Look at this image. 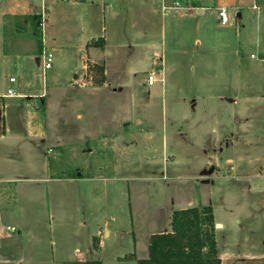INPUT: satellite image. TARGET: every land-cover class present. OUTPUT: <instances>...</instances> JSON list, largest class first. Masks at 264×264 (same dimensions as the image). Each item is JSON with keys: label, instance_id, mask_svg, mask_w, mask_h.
Instances as JSON below:
<instances>
[{"label": "crops", "instance_id": "0c3cea01", "mask_svg": "<svg viewBox=\"0 0 264 264\" xmlns=\"http://www.w3.org/2000/svg\"><path fill=\"white\" fill-rule=\"evenodd\" d=\"M164 1L167 4H172L174 1H178L180 4L190 2L192 7L186 11L177 8L176 12L168 15L169 47L162 44L163 53L169 52L170 61L174 59L173 65L177 66L178 62L180 65L181 56L183 57L184 54L188 53L186 45L190 42L198 48H203L204 52L221 53L220 50L224 52L223 55L218 54V57L228 61V72L233 77V87L232 93L221 94L219 98L225 100V104L231 103L235 107L233 118L235 117L234 121L238 127L236 132L230 133V144L233 145L232 140L237 143L245 142V137L248 134L246 132L249 131L250 125L256 119L257 108L264 106V82L260 86V84L254 85L251 81V77L259 73L264 77V65L262 64L264 61L249 56V63L246 65L248 68L244 71L246 78L240 80L241 60H243L242 64H245V59L240 56L239 48L241 44H245L247 41H254L256 49L260 47L261 40H257V37L261 32L264 34V0ZM33 2V0H0V59L3 57L7 60L14 55L18 56L21 61L20 80L16 87L10 85L17 82L16 77L13 81L9 80L13 76L12 74L8 76L9 81L5 85L6 90L11 87L17 95H7L6 90H0V140H6L7 145H9L5 149L7 153L4 154V160H2L4 163L3 165L0 164V264H38L52 258H57L56 260L61 263L99 260L102 257L101 236L102 234H109V229L104 225L106 221L105 218H102L101 210L110 209L111 189L114 187L117 189L122 185L121 189L125 185L123 182L127 180L126 176L121 175L127 154L119 153L123 152L125 148H131L138 140H147L148 142L159 140L160 144L157 148L154 147V151L156 155L162 156L163 161H168L172 157L169 155L171 154L169 148L174 145L169 144L167 131L159 125L154 126L149 131L131 129V136L126 140L121 134V130L125 131L122 127L126 128L130 124V118L120 117L115 120V125H112L109 113V115L101 117V121L98 123L93 122L96 121L97 116L100 117L99 114L96 116L97 111L100 113L99 108H108L111 112L110 95L118 91V88L111 87L106 80L109 34L106 33L104 25V13L108 5L103 0H44L45 45L54 48V52L59 58L60 69L67 60L74 61V64L70 66L68 74L65 73L64 82H60L57 74L53 76L54 81L49 87L45 86L40 90L25 89L23 79L30 68L27 66V62L29 63L27 60L33 53L36 54L38 60L39 52L36 51L34 37L27 41L31 45L30 50H24L22 53L18 50L17 43L19 44L20 41L14 32V23L5 20L4 15H16L15 10L21 11L22 14L19 16L26 13L38 14L41 0H38V6L34 5ZM129 2L139 5L146 3L148 7L152 4V0H129ZM219 8H224L228 17V22L225 25L219 22ZM99 12L101 15H98ZM99 17L100 24H98ZM61 18L67 20L74 18L76 22L71 26L60 25L57 21ZM165 21L166 19L162 17L161 30L164 35ZM71 29L72 31H70ZM74 32L76 35L73 34ZM99 38L101 41L100 44H97L96 40ZM5 44H7L6 47ZM219 46L222 47L218 48ZM258 51L250 50L249 54ZM261 54L264 55V52ZM89 63L101 67V82L91 83L87 77ZM163 63L166 64L165 60H161L160 63L162 70ZM172 85V91H177L176 86L173 83ZM259 86L260 89H258ZM178 91L182 92L181 90ZM182 93H176L172 96L187 100L190 106H195L199 98L205 99L203 93L196 92L197 94L194 95H191V91L190 93ZM92 95H94L93 98L96 97L93 101ZM21 98L26 99V101H21ZM145 98H148V95ZM175 103L179 102L175 101ZM130 106H133L132 101H130ZM69 108H72L73 111L67 110ZM69 113L74 115V119L77 121L74 125L67 119L66 115ZM258 119L259 124H264V116ZM106 124L112 125L111 132ZM240 124L244 126V135L239 134ZM119 128L121 129L119 130ZM64 131L70 133L69 136L73 140L64 142ZM257 136L258 138H254L256 140L253 139L254 142L260 141L259 143L264 145V134ZM93 139L103 141L104 146L108 148H114L116 156L115 159L113 158V163L109 166L96 164L94 167L90 166L91 164H83L82 170L90 171L89 169H92L91 173L87 174H81L80 170H77L73 176H54L51 173L49 155L53 150L65 149L72 155H79L78 147L80 144L85 141H93ZM224 140L227 139L222 136L206 145L203 144L201 147L206 155V160L200 174L195 177L204 182L207 188L206 193L210 198L176 205L171 208L170 214L175 209L210 205L214 220L216 251L220 264H264V146L255 152L248 148V158L245 156L248 165L241 166L237 165L234 159V155L238 154L239 150L237 153L232 151V156L222 154ZM248 143L249 139L245 145ZM245 151L246 148H243V152ZM92 152L93 147L89 149V156L93 154ZM21 155L25 156L22 161L23 166H14L17 162L16 158H20ZM165 164L167 165V163L162 162V171L152 176L153 178H180V174L176 171L177 166L171 167L172 174L163 173ZM110 170L111 173L107 174ZM4 172L5 174H3ZM112 178H119L120 180H113ZM230 178L238 184V191L242 189L246 194L259 193L260 204L258 206H261L263 229L258 239L253 238L256 237L253 233L256 229L254 223L257 214L255 210L257 200L254 195L247 198L244 196L241 199L238 197V192L235 196L228 192L218 202L212 200L213 191L218 189V193L224 185L222 180ZM50 182L76 186L78 195H75L77 199L74 201V205L81 206L80 211H76V213L71 208V215L64 212L65 214L57 216L55 223L60 221L63 226H67L72 222V218L77 219L83 215L78 220L79 228L83 229L89 228L88 222L93 223L94 220H102L101 226L96 222L93 229L88 231L87 243L83 242L85 232L83 234L80 231L78 236L74 233L76 238L72 237V239L77 242L76 246L70 247L71 252L70 248L66 250L67 253L70 252L71 254H65V250H60V254L57 253L56 257L52 254V257L44 254L45 244L48 240L43 228L44 226L47 227L51 221L49 223H42L41 221L43 213H47L48 218L50 216L52 207H49V202L53 203L54 201L58 207L63 203L65 197L60 194V198L55 196L50 200L48 196V183ZM116 183L121 184L116 185ZM198 187L195 184L192 188H194L195 195L200 196ZM77 200L80 201V204L77 203ZM32 222L38 225L33 226ZM73 223L71 224L74 225ZM7 226H13L14 230L8 229ZM158 232H162V230ZM133 233L135 257H146L148 247L144 254L138 253V248H135L137 246L135 230ZM153 233L157 232L150 231L146 243H149ZM67 237L68 234H63L62 239L58 240L61 242V248L69 242ZM51 241L57 245L56 240ZM117 258L123 260L120 256ZM100 264H103V260L100 261ZM133 264H136L135 260H133Z\"/></svg>", "mask_w": 264, "mask_h": 264}, {"label": "rangeland", "instance_id": "374dc122", "mask_svg": "<svg viewBox=\"0 0 264 264\" xmlns=\"http://www.w3.org/2000/svg\"><path fill=\"white\" fill-rule=\"evenodd\" d=\"M33 1V4L38 6V0ZM103 2L108 5L104 13V25L106 33L109 34V51L106 57V80L111 87L118 88V91L110 95L111 112L108 108H99L100 113L97 111L96 116L99 114L100 117L97 116L96 121L93 122L98 123L101 121V117L109 115V113L111 115L112 125H115V120L120 117L126 116L130 118V124L126 128L122 127L125 131L121 130V134L126 140L131 136V129L149 131L154 126L159 125V127L162 126L167 131L169 144L174 145L169 148V152L171 153L169 155H172V157L168 161H163L162 156L156 155L154 151V147L157 148L160 144L159 140H154V142L138 140L135 141V144L131 148H125L123 152L119 153L127 154L121 174L126 176L127 180L122 181L125 185L121 189L120 187L122 185L117 187V189L115 187L111 189L112 199L109 201L110 209L106 208L104 211L101 210L102 218H105L106 221L104 225L109 229V234H102L101 236L102 257L99 260H103V264H133L134 259L128 258V256L134 252V230L137 240V246L135 248H138V253L144 254L148 247L146 238L150 231H170L171 208L176 205L186 204L187 202L193 203L198 202L200 199L207 200L210 198L206 193L207 188L204 182L195 177L200 174L206 160V155L201 149L203 144L206 145L210 141L223 136L227 140L223 142L222 154L228 156L231 155L232 151L237 153V150H239V153L234 155V159L236 164L241 166L248 165V148L252 152L263 148L264 145L259 143L260 141L254 142L256 140L254 138H258L257 135L259 134H264V124L258 123V118L264 116V106L259 107V109L257 108L256 119L250 125L249 131L246 132L248 134L245 137V142L249 139V143L245 145V142L241 141L237 143L235 140H232L233 145L230 144V133L232 131L236 132L238 125L234 121L235 117L233 118V111H235L233 104H225V100L219 98L221 94L227 95L232 93L233 87V77L228 72V61L221 60L218 57V54L223 55L224 52L222 50H220L221 53L204 52L203 48H198L190 42L186 45L188 53L179 59L180 65L178 62L177 66H174L175 60L172 59L170 61L169 52L166 51V54L163 53L162 44L169 47L167 17L169 14L176 12L177 9H170L168 12L162 13L160 0H152L150 7L146 3L142 5L130 4L129 0H103ZM182 10L186 11L184 8ZM28 15L33 14L26 13L24 16L5 14L4 17L5 20L14 23V32L20 41L19 44L17 43L18 50L21 53L24 50H30L31 45L27 41L34 37L36 51L38 53L40 48H38L37 33L33 31V25L29 19L27 20L26 17ZM98 15H101V13L99 12ZM162 17L166 19L165 35L161 30ZM75 22L76 20L74 18H69V20L61 18L57 21V23L60 25L63 24L64 26H71ZM100 22L99 17L98 24ZM38 29L40 30L39 25ZM6 32L8 33V31ZM73 34L76 35L75 32ZM257 40H261L260 47L257 49L254 41H247L245 44L240 45V56L245 59V64H242L243 60H241L240 80H245L246 78L244 71L248 68L246 65L249 63L250 50L264 52L263 32L257 37ZM100 41L101 39L99 38L96 40V43L98 44ZM6 46L7 44H5ZM221 47L219 46L218 48ZM258 52L257 54H261ZM161 60H165L166 63H163V70L160 65ZM27 61H29V63L27 62V66L30 68L23 79L26 90H40L43 87L45 88V86L49 87L54 81L53 76L57 74L60 82H64L65 73L68 74L70 66L74 64V61L67 60L64 65H61L60 69L57 53L53 52L52 67L46 69L43 75L41 64L37 60L35 53ZM20 62L18 56L16 57L14 55L7 60L3 57L0 59V90H6L5 85L9 81L8 76L11 74L17 78V82L10 85L16 87L20 80ZM262 64L264 65V63ZM152 70H154L157 78H163L162 83L155 81L149 85L146 82L147 74ZM87 75L91 83H99L102 81V69L99 65L89 63ZM251 81L254 85L260 84L262 86L264 77L259 73L251 77ZM172 83L176 86L177 89H175L177 91H172ZM260 86L258 89H260ZM190 88L191 90H189ZM178 90H181L183 93ZM190 91L191 95L203 93L205 99L202 100V98H199L195 106H190L187 100L172 96L176 93H190ZM67 92L71 91L69 90ZM146 95H148V98H145ZM93 97L94 95L91 96L92 101L96 99V97ZM83 99L86 100L85 98ZM20 100L26 101L23 98ZM130 101H132L133 106H130ZM175 101L179 103H175ZM67 110L73 111L72 108ZM66 116L72 125L77 122L74 119V115L72 116L69 113ZM112 125H108L110 132ZM67 131H64V142L73 140ZM240 133L244 135V126L242 124H240ZM7 147L9 145H7L6 140H0L1 165L4 163L2 160H4V154L7 153L5 150ZM91 147H93V154L89 156V149ZM256 147L257 149H254ZM243 148H246L245 152H243ZM78 149L79 155H72V153H69L65 149L53 150L51 155H49L51 173L54 176H73L77 170H80L81 174L91 173V168L89 169L90 171H84L81 168L82 165L91 164L90 166L94 167L96 164H106L109 166L113 163L116 156L114 154V148L104 146L103 141H98L97 139L85 141L80 144ZM129 150L130 152L127 153ZM24 158L25 156L23 155L20 158H16L17 162L14 166H23L22 161ZM162 162L167 163V165H164L165 169L163 173L172 174L171 167L177 166V170H175L180 174V178H153L152 176L162 171ZM110 173L111 170L107 174ZM173 174H175L174 171ZM112 179L120 180L119 178ZM233 180L231 178L222 180L224 182L223 188L218 193V189L213 191L211 195L212 200L218 202L228 192L231 195L234 194V196L238 192V197L241 199L244 196L247 198L253 197L254 195L257 200V208L255 209L257 214L254 223L256 229L253 233L256 237L253 238L258 239L263 229L261 223V206H258L260 204L259 193L246 194L242 189L238 191V184L235 183L236 181L233 182ZM118 184L121 183H116V185ZM195 184L199 186L200 196L195 195L194 188H192ZM60 194L65 197V199L63 198V203L58 208L54 201L53 203L50 201L49 207H52L50 216L48 218V214L43 213L41 221L42 223H49V221L52 223L43 228L48 240L45 244L44 254L50 257L52 255L56 257L57 253L60 254V250H65V254H69L71 252L70 247L76 246L75 244L77 243L72 239V237H75L74 233L78 236L80 231L83 234L85 232V239L82 241L87 243L88 231L93 229L96 222L99 223V226L102 225V220L97 219L93 223L88 222L89 228L85 227L80 229L78 220L83 215L77 219L71 217L74 225L71 224L72 222L67 226H63L60 221L55 223L57 216L70 213L71 208L74 213L81 209V206L74 205V201L77 199L75 195H78L76 186L67 183H48V196L50 200L55 196L60 198ZM77 203L80 204V201L77 200ZM56 208L58 209L56 210ZM55 210L61 211L56 212ZM36 224L33 223V226ZM101 231L103 230L101 229ZM63 234H68L67 239L69 242L61 248V242H58V240L62 239ZM51 240H56L57 245H54ZM257 245L256 247L259 248ZM69 248L70 252L67 253L66 250ZM118 256L122 257L121 259L123 260H118ZM56 259H48L46 262H40L38 264H63V262H58L59 260Z\"/></svg>", "mask_w": 264, "mask_h": 264}, {"label": "trees", "instance_id": "16d2710c", "mask_svg": "<svg viewBox=\"0 0 264 264\" xmlns=\"http://www.w3.org/2000/svg\"><path fill=\"white\" fill-rule=\"evenodd\" d=\"M26 18L37 33L40 48V16L33 14ZM169 223L170 231L151 234L146 257L137 258L133 252L128 258L134 259L136 264H220L210 205L175 209ZM63 264H100V261L95 259Z\"/></svg>", "mask_w": 264, "mask_h": 264}, {"label": "built area", "instance_id": "2783aa9c", "mask_svg": "<svg viewBox=\"0 0 264 264\" xmlns=\"http://www.w3.org/2000/svg\"><path fill=\"white\" fill-rule=\"evenodd\" d=\"M63 1H67V0H63ZM190 7H192L190 2H187L185 4H180L178 1H174L172 4H167L164 0H161V2H160V9H161V12L162 13H166L170 9H177V8L189 9ZM15 14L16 15H21L22 13H21L20 10H15ZM38 15L40 16L38 25H39L40 31H41V33H40L41 34L40 35L41 46H40V51L38 53V60H39V62L41 64L42 72H43V75H44V71L46 69H48L51 66V64H52L53 52H54V48L47 47L45 45L44 30H45V22H46V19H45V10H44V0H41V4H40V7H39V13H38ZM218 18H219V22L221 24H223V25L227 24L228 17H227V15L225 13V9L224 8H219ZM249 56L251 58L258 59V60H263L264 61V55H262V54H257V53L251 52L249 54ZM14 79H15L14 76H11L9 78L10 81H13ZM146 81H147V83L149 85L152 84V83H154L155 81H160L162 83L163 78L162 77L157 78L155 76L154 70H152V71H150L147 74ZM6 94L7 95H12V96L17 95L14 92V89H12L11 87L7 88ZM7 228L8 229H11V230H14V227L13 226H7Z\"/></svg>", "mask_w": 264, "mask_h": 264}]
</instances>
